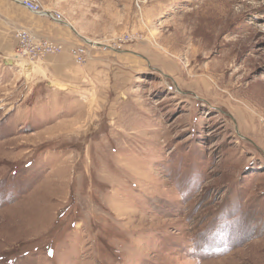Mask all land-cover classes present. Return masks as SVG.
<instances>
[{
    "label": "rangeland",
    "instance_id": "1",
    "mask_svg": "<svg viewBox=\"0 0 264 264\" xmlns=\"http://www.w3.org/2000/svg\"><path fill=\"white\" fill-rule=\"evenodd\" d=\"M39 3L70 35L0 52V264H264V0Z\"/></svg>",
    "mask_w": 264,
    "mask_h": 264
},
{
    "label": "crops",
    "instance_id": "2",
    "mask_svg": "<svg viewBox=\"0 0 264 264\" xmlns=\"http://www.w3.org/2000/svg\"><path fill=\"white\" fill-rule=\"evenodd\" d=\"M48 11V10H46ZM30 13L35 14L31 16ZM44 15L42 17H48L53 19L49 14H39L32 12L25 8L20 0H0V52L3 54L2 58L4 62L8 60H4V58L12 59L14 55L13 50L16 43V39L14 37V30L17 29H31L34 35H38L42 38L52 39L56 41L66 42L69 38V30L60 23L46 25L42 22L38 23V19L36 15ZM29 15V18H25L24 16ZM57 21V20H56ZM57 60L49 63V60H52L50 57H45L46 65L48 69L53 73L58 74L62 78L65 75L67 65L65 63H61L64 60L63 55L59 56ZM49 64V65H48ZM6 65V64H4ZM69 67H72L68 65ZM68 78V74L66 76Z\"/></svg>",
    "mask_w": 264,
    "mask_h": 264
},
{
    "label": "built area",
    "instance_id": "3",
    "mask_svg": "<svg viewBox=\"0 0 264 264\" xmlns=\"http://www.w3.org/2000/svg\"><path fill=\"white\" fill-rule=\"evenodd\" d=\"M25 8L28 10L39 13V14H49L55 20H61L60 14H54L53 11L44 10L39 3V0H20ZM17 37L24 43L23 45L25 49H20L21 53L29 55L31 58H35L36 56L43 55L46 52H57L63 49V45L59 42L44 39L39 43L31 44V46L27 47V40L30 39V34L27 29H19L17 30ZM76 49L75 53L77 54V59L82 60L83 55L81 51H84L82 48H74Z\"/></svg>",
    "mask_w": 264,
    "mask_h": 264
},
{
    "label": "water",
    "instance_id": "4",
    "mask_svg": "<svg viewBox=\"0 0 264 264\" xmlns=\"http://www.w3.org/2000/svg\"><path fill=\"white\" fill-rule=\"evenodd\" d=\"M90 43H93L91 40H88ZM95 43V42H94ZM93 43V44H94ZM95 44H99V45H101L100 43H95ZM11 62H12V60H11Z\"/></svg>",
    "mask_w": 264,
    "mask_h": 264
},
{
    "label": "bare ground",
    "instance_id": "5",
    "mask_svg": "<svg viewBox=\"0 0 264 264\" xmlns=\"http://www.w3.org/2000/svg\"><path fill=\"white\" fill-rule=\"evenodd\" d=\"M13 62V61H12ZM207 80V79H206ZM205 82V81H204ZM207 82V81H206ZM246 111V110H245ZM244 115V114H243ZM17 139V138H16Z\"/></svg>",
    "mask_w": 264,
    "mask_h": 264
}]
</instances>
